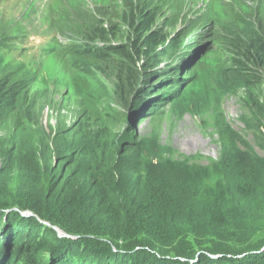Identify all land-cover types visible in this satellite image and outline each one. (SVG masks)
Instances as JSON below:
<instances>
[{"label": "rangeland", "instance_id": "obj_1", "mask_svg": "<svg viewBox=\"0 0 264 264\" xmlns=\"http://www.w3.org/2000/svg\"><path fill=\"white\" fill-rule=\"evenodd\" d=\"M147 7L161 8L157 25L169 41L150 60L145 55L135 60L151 77L137 91L121 81L128 68L123 57L95 64L74 53L100 27L111 31L95 46L127 47L136 37L128 22ZM261 36L264 0H0V78L22 68L29 80L18 102L0 110V166L1 154L18 144L24 153L30 147L37 151L45 180L49 172L59 176L74 151L79 170L91 167L92 157L103 164L122 155L131 163L142 154L145 172L159 170L158 162L161 168L214 173L222 125L263 156L264 127L251 107L254 100L264 101V68H252L261 77L251 82L236 67L230 45L240 40L254 46ZM59 38L61 47L51 41ZM76 82L88 83L94 96L80 95ZM15 133L20 137L12 140ZM14 164L0 178L12 193L31 184ZM80 182L76 189L82 191ZM52 184L46 180L39 188ZM83 198L75 195L65 210L56 206L67 223L83 220ZM63 233L34 212L0 209V264H264L263 250L237 256L238 261L213 254L176 260L147 247L117 251L101 239Z\"/></svg>", "mask_w": 264, "mask_h": 264}, {"label": "trees", "instance_id": "obj_2", "mask_svg": "<svg viewBox=\"0 0 264 264\" xmlns=\"http://www.w3.org/2000/svg\"><path fill=\"white\" fill-rule=\"evenodd\" d=\"M160 15L159 7L134 12L127 25L136 37L130 38L127 47L95 46L98 39L107 41L111 31L100 27L92 32L90 42L81 49L83 52L74 53L95 64L113 63L117 57H123L128 68L121 81L130 90L137 91V86L151 77L150 74L145 76L144 68L138 70L135 60L143 55L150 60L169 41L164 27L158 28ZM52 41L61 42L60 47L63 45L60 38ZM230 45L234 49L236 67L250 74L251 82L258 77L260 80L261 76L252 68L256 71L264 68V36L254 46L240 40H233ZM70 49L73 53L74 49ZM28 81V74L22 68L0 78V110L18 102ZM87 84L76 82V87L80 95L89 99L94 96V90ZM251 109L263 128L264 101L254 100ZM221 127L217 172L198 174L182 166L161 168L158 162L155 165L159 170L145 172L140 169L142 154L131 163L122 161V155L103 164L92 157L91 167L79 170L75 167L78 154L74 151L67 157L59 176L47 173L46 180L53 182L47 190L39 188L46 180L41 176L43 167H39L37 151L30 147L24 153L22 147L15 144L1 154L0 178L9 171L7 164L15 163L11 168L21 169L26 174L24 179L31 184L16 193L10 192L5 184L0 185V209L34 212L72 237H95L117 251H139L147 247L153 255L176 260L213 254L229 255L233 261H238L237 256L260 254L264 251V155L254 153L245 139L230 127ZM15 136L20 137V134L15 133L12 140L17 138ZM49 146V142L45 144V148ZM132 150H138V146H133ZM57 167L56 164L55 170ZM80 181L82 191L76 189ZM78 194L84 197L81 202L83 220L67 223L59 210L70 207Z\"/></svg>", "mask_w": 264, "mask_h": 264}, {"label": "water", "instance_id": "obj_3", "mask_svg": "<svg viewBox=\"0 0 264 264\" xmlns=\"http://www.w3.org/2000/svg\"><path fill=\"white\" fill-rule=\"evenodd\" d=\"M60 160L61 159H58L57 161L59 162ZM58 162H57V164H58ZM62 236H64V237H71L69 234H66V233H63Z\"/></svg>", "mask_w": 264, "mask_h": 264}]
</instances>
